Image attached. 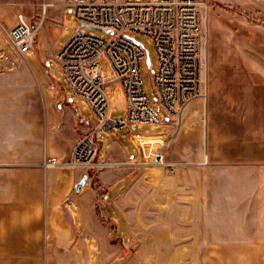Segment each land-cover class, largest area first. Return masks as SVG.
<instances>
[{"label":"rangeland","instance_id":"obj_1","mask_svg":"<svg viewBox=\"0 0 264 264\" xmlns=\"http://www.w3.org/2000/svg\"><path fill=\"white\" fill-rule=\"evenodd\" d=\"M42 1L0 0V167L13 166L15 152H20L23 163L37 151V123H48L55 107L54 92L49 90L53 77L59 84V92H63L59 108L70 105L76 110L65 117L64 123H87L78 114L93 123L99 121L93 108L69 89L58 60L60 50L79 29L74 9L69 7L65 13L54 9L43 19ZM203 2L201 55L205 78L212 37L224 40L217 50L219 56L236 59L241 54L242 41L250 40L252 46L257 34L264 30V15L256 14L255 5L260 7L263 2L259 0H246V7L231 0ZM20 12L26 13L34 25L44 20L34 48L26 56L18 53L8 38V30ZM93 32L110 36L98 29ZM136 37L151 57V67L143 64V80L153 100L152 107L160 111L165 121H170V111L158 106L153 84L157 66L155 45L142 34ZM101 62L105 74L113 71L108 57H102ZM107 91L111 117L128 119L126 93L115 76L108 77ZM203 114L204 111L205 119ZM186 120L183 123L182 111L165 147L168 164L143 165L146 168L133 180L123 202L132 245L130 264H264V166L213 164L205 150V123ZM113 131L127 135L130 131L154 134L169 129L161 124L157 127L137 124ZM106 132H97V138L105 140L98 161L103 159L108 146ZM108 168H89L85 174ZM88 186L89 179L85 187ZM99 205V210L105 212L103 204ZM103 222L113 242L118 238V226L127 237L122 217L118 218V224L106 219ZM78 259L83 264L81 256H71L70 262L77 264ZM116 264L124 261L118 260Z\"/></svg>","mask_w":264,"mask_h":264},{"label":"crops","instance_id":"obj_2","mask_svg":"<svg viewBox=\"0 0 264 264\" xmlns=\"http://www.w3.org/2000/svg\"><path fill=\"white\" fill-rule=\"evenodd\" d=\"M231 1L246 7V0ZM259 1L263 2L255 5L256 14L264 15V0ZM214 37L205 74L206 94L183 109V123L186 119L205 123V150L213 164L264 166V30L252 46L250 40L242 41L236 59L219 56L217 50L224 40ZM250 47L254 50H247ZM50 84H54L49 90L54 92L55 107L48 123H37V151L23 163L20 152H15L14 165L0 167V264H73L71 256H81L83 264H116L118 260L130 264L132 245L123 202L133 180L146 168L137 162L133 142L137 136L134 131L104 133L109 141L102 158L111 166L92 175L80 169H45V157L69 160L76 141L97 124L78 113L87 123H64L75 109L70 105L59 108L63 92L54 77ZM176 123L171 119L161 124L169 129L161 133L169 137L168 143ZM96 141L98 159L105 140L96 137ZM84 175L89 186L78 192L76 184ZM120 217L127 237L118 226L113 242L103 219L118 224Z\"/></svg>","mask_w":264,"mask_h":264},{"label":"built area","instance_id":"obj_3","mask_svg":"<svg viewBox=\"0 0 264 264\" xmlns=\"http://www.w3.org/2000/svg\"><path fill=\"white\" fill-rule=\"evenodd\" d=\"M203 0H44L40 4L43 19L54 9H74L78 31L60 50L58 60L69 89L93 108L99 121L75 143L69 160L45 157V169L62 167L86 170L111 166L97 160L99 130L112 132L126 125L151 124L164 121L143 80V64H148V49L137 37L152 40L157 51L153 84L159 108L170 111L174 122L183 109L206 91L201 46L204 29L201 21ZM34 25L24 12L8 30L14 49L23 56L32 51L43 21ZM91 25L110 33L98 35ZM2 46L0 45V50ZM102 57L110 59L113 71L105 74ZM149 65V64H148ZM152 65V64H151ZM151 65H149L151 67ZM115 76L122 84L127 99L128 119L111 117L108 77ZM54 84H50L53 88ZM138 163L164 166L168 164L165 147L169 141L161 133L133 132ZM137 140V141H136Z\"/></svg>","mask_w":264,"mask_h":264},{"label":"water","instance_id":"obj_4","mask_svg":"<svg viewBox=\"0 0 264 264\" xmlns=\"http://www.w3.org/2000/svg\"><path fill=\"white\" fill-rule=\"evenodd\" d=\"M86 26L89 27V28H95V29H98V30H102V29H100L98 27H94V26H91V25H87L86 24ZM148 54H149V51H148ZM148 64L151 65V57H150V54L148 56ZM87 179H88V175H84L83 178L76 184V190L78 192L82 191V189L84 188V186L86 184Z\"/></svg>","mask_w":264,"mask_h":264}]
</instances>
